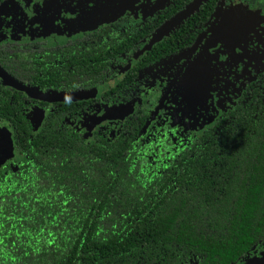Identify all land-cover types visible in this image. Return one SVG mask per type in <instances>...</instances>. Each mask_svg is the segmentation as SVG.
<instances>
[{
    "label": "trees",
    "instance_id": "1",
    "mask_svg": "<svg viewBox=\"0 0 264 264\" xmlns=\"http://www.w3.org/2000/svg\"><path fill=\"white\" fill-rule=\"evenodd\" d=\"M194 1L171 0L129 30L116 21L48 49H0V65L41 92L98 88L118 56L139 49ZM220 1L204 0L132 76L191 46ZM96 101L54 104L35 136L23 115L13 122L24 157L0 172V264H242L256 257L264 244V75L186 140L165 132L142 140L141 113L113 137L84 139L67 120ZM24 102L47 106L13 93L12 108Z\"/></svg>",
    "mask_w": 264,
    "mask_h": 264
},
{
    "label": "flooded vegetation",
    "instance_id": "2",
    "mask_svg": "<svg viewBox=\"0 0 264 264\" xmlns=\"http://www.w3.org/2000/svg\"><path fill=\"white\" fill-rule=\"evenodd\" d=\"M93 1L0 0V49L8 51L11 49L18 51L48 49L56 45H64L70 41H75L84 35L98 32L116 21L124 23L128 26L125 30H129L131 27H139L151 22L167 6L157 10L152 17L146 19L136 16V12L131 14L125 9L124 13L117 20L109 21L97 28L88 30L85 28L91 19L90 12L93 8ZM108 1L110 0L105 2L107 3ZM123 1H127L130 6L134 4L138 5L140 2L146 0H137L136 2L135 0ZM235 2H239V0H221L207 23L202 27L199 26V35L191 46L169 57L159 59L150 64L148 63L147 66L139 68L133 76L131 73L133 67L142 61V57L147 51H150L166 37L167 34L149 45L150 39L159 32L162 26L143 39L139 49L131 50L118 56L115 59V63L111 65L112 71H109L111 75L108 81L98 88L91 89L97 91L95 97L79 102L91 101L95 98H98V101L89 104L85 110L80 111L67 120L72 130L84 139H93L94 135L113 137L123 131L126 121L136 113L146 116L141 129L142 140L148 139L147 136L150 134L156 133L160 135L161 132L170 135L173 141L186 140L211 126L223 112L234 105L248 84L257 81L259 76L264 75V69H260L264 65V59H260L258 63L252 59L253 56L264 57V54H262L264 40L258 39V36L264 38V33H259L261 30L264 31V0H251V4L254 5L250 8L247 4L242 3L246 8L253 10L255 13L251 21L257 35H247L239 42V46L234 44L232 46L233 49L229 52L221 50L223 53L210 43L205 44V41L201 40L204 35L203 33H206L208 30L213 31L227 17L226 19H229V23L233 24V28H236V31L234 29L233 31L223 29L231 36L232 40L237 41L239 35L245 30L246 25L229 18L227 8ZM113 5L110 6V9L117 8V4ZM261 19L262 24L260 25L259 20ZM121 29L123 28L121 27ZM175 30L176 27L168 34L173 33ZM251 48L253 49L250 50ZM183 52H185L184 56H182ZM212 52L220 53L213 56ZM2 53L0 52V54ZM197 53L199 55H196ZM200 57H202L200 63H197V58ZM209 57L212 58L209 59ZM218 57L221 62L218 61ZM202 60H205V63L209 66L212 64L217 68L226 66V72L237 78L246 77L245 75L248 76L240 82L241 86L237 85L234 94L224 96L222 103L224 105L223 110H221V105H216L218 115L214 116L213 119L210 116L211 112L221 98L215 93H210L209 95L205 91L201 92L203 82L199 76V70L202 67ZM240 62H243V68H241V71H238L235 67L236 63L239 64ZM189 67H193V71L190 77H187L185 73ZM4 71L0 65V172H5L8 169L15 170L23 162L24 156L17 150L14 140L15 130L13 122L18 119V114L25 117L30 131L35 136L41 130L45 118L49 113L53 112V105L67 103H48L28 97L11 84L14 82L15 85L27 86L19 84L14 78L6 75ZM180 79H184L185 83L189 86L187 90L189 94L186 97L176 85ZM31 89L38 91L35 88ZM109 90L112 91L107 92ZM87 91H90V89L77 92ZM14 92L21 93L33 101L46 103L47 106H39L34 102H24V107L16 110L11 107V97ZM3 101L8 102L5 104ZM182 107L185 109H182ZM185 112H187L188 116H185ZM211 119L212 121L209 123L208 121ZM205 121L209 124L201 127L200 125L205 123ZM195 132L198 133L193 134ZM263 250L264 244L256 252V256H259V252ZM250 257L245 258V261ZM252 257H255V255Z\"/></svg>",
    "mask_w": 264,
    "mask_h": 264
},
{
    "label": "rangeland",
    "instance_id": "3",
    "mask_svg": "<svg viewBox=\"0 0 264 264\" xmlns=\"http://www.w3.org/2000/svg\"><path fill=\"white\" fill-rule=\"evenodd\" d=\"M107 0H94L93 1V8L90 12L91 19L89 20V23L85 29L91 30L93 28H97L103 24H106L107 22L115 21L118 19L120 15L124 13V10L126 9L127 12L133 13L136 12V16H141L142 19L150 18L154 15V13L164 8L171 0H146L140 2L138 5H128L129 3L127 1L122 0H110L107 3L105 2ZM137 0H135L136 2ZM204 0H196L189 8H186L182 13H180L175 19H173L168 25H166L162 30L157 32L149 41V45L156 41L161 39L164 35L168 34L170 31L173 30V28L177 27L181 22H183L191 13H193L199 5ZM247 4L248 7H252L254 4H251V0H239V2H235L232 5H229L227 8L229 18L240 21L241 24H245L246 28L242 32V34L239 35V37L236 40H232L231 36L223 29L221 28V23L219 26H216V28L212 30H208L206 33H203V38L201 40L205 41V44L210 43L211 45L215 46V48L220 49V52L223 53L221 50H224L225 52H229L233 49L232 46L234 44H237L239 46V42L242 40V38H245L247 35H257L255 33V30L252 27V18L255 16V13L253 10H249L246 8L243 4ZM117 4V8L110 9L112 5ZM113 5V6H114ZM217 24V23H216ZM259 24H262V19L259 20ZM213 28V26H212ZM211 28V29H212ZM259 33H264V31H260ZM264 40L263 37L258 36V39ZM264 48V47H262ZM251 48L250 50H252ZM219 52V53H220ZM185 52L182 53V56H184ZM218 52H212L213 56H216L219 54ZM264 54V50L263 53ZM196 55H199L198 53ZM222 56V55H220ZM200 58H197V63H200ZM212 57H209L211 59ZM183 59V58H181ZM252 59L255 60L256 63L261 59L263 60L264 57L259 56H253ZM180 60V59H179ZM173 61V59H172ZM218 61L221 62L220 58L218 57ZM254 63V65H256ZM253 65V66H254ZM241 68H243V62H240L239 64L236 63L235 69L238 71H241ZM260 69H264V65L260 67ZM226 72V66L216 67L214 64L209 66L205 63V60H202V67L199 70V76L203 82V88L201 90L205 91L210 95V93H215L218 95V97L221 98V100L215 104L214 110L211 112L212 119L214 116H217V109L216 105H221V110H223V98L227 94H234L236 92L237 85H242L240 82L245 80L248 76L242 78H237L234 75H229ZM228 76V77H227ZM231 77V80H230ZM177 87L180 90V92L186 97L188 96L189 92L187 90L189 89V86L185 83L184 79H180L177 82ZM207 85V87H206ZM200 92V93H201ZM238 96V95H237ZM236 96V97H237ZM208 98V97H207ZM217 100V99H216ZM215 100V101H216ZM184 106H186L184 104ZM182 109H185L182 107ZM185 116H188L187 112H185ZM208 121L209 123L212 121ZM205 121V123L201 124L200 126H204L205 124H209ZM198 132H195L193 134H197ZM258 257H250L248 260L244 261L242 264H264V250L259 252Z\"/></svg>",
    "mask_w": 264,
    "mask_h": 264
},
{
    "label": "water",
    "instance_id": "4",
    "mask_svg": "<svg viewBox=\"0 0 264 264\" xmlns=\"http://www.w3.org/2000/svg\"><path fill=\"white\" fill-rule=\"evenodd\" d=\"M193 3H191L187 8H189ZM182 12H180V13H182ZM178 15H176L170 21H168L166 24H164V26H162L160 30H162L166 25H168ZM226 18L227 17H225L224 20H223V23H221L222 24L221 28H225L227 30L230 29L231 31H233V29H234L236 31V28H233V24H230L229 21H228L229 19H226ZM194 70H195V68H194ZM192 71H193V67L187 68L186 73H185L187 75V77H190ZM11 85L16 87L17 90L25 93L28 97H30L32 99H36V100H40V101H44V102H48V103L79 102V101H82V100L91 99V98L95 97V95L97 93L96 90H90V91H87V92L68 93V94L40 93V92H38V91H36L34 89H31V88L15 85L14 82H12ZM256 257H258V256H256Z\"/></svg>",
    "mask_w": 264,
    "mask_h": 264
}]
</instances>
